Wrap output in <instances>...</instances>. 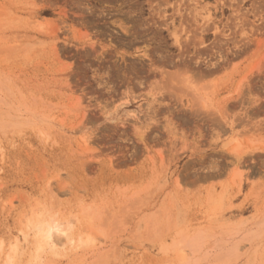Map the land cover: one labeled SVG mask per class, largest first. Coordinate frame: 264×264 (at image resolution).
<instances>
[{
  "label": "rangeland",
  "instance_id": "374dc122",
  "mask_svg": "<svg viewBox=\"0 0 264 264\" xmlns=\"http://www.w3.org/2000/svg\"><path fill=\"white\" fill-rule=\"evenodd\" d=\"M0 264H264V0H0Z\"/></svg>",
  "mask_w": 264,
  "mask_h": 264
},
{
  "label": "bare ground",
  "instance_id": "6f19581e",
  "mask_svg": "<svg viewBox=\"0 0 264 264\" xmlns=\"http://www.w3.org/2000/svg\"><path fill=\"white\" fill-rule=\"evenodd\" d=\"M108 109V108H107ZM182 129V128H181ZM180 131H182V130H180ZM184 134H187V132L186 133H184ZM183 135V134H182ZM50 229V228H49ZM48 229V232H46L44 235H42V236H39L40 238H42V241L45 243V244H50L51 245V248H52V246H53V242H52V240H51V238H52V232H53V230L52 229H54L53 227L51 228V230H52V232H51V230H49ZM54 231H56V232H59L60 234H63L65 237H67V233H66V231L65 230H63L62 228H59V226H57L56 227V230L54 229ZM59 240V239H58ZM59 243V242H58ZM50 248V249H51ZM55 248V247H54Z\"/></svg>",
  "mask_w": 264,
  "mask_h": 264
}]
</instances>
